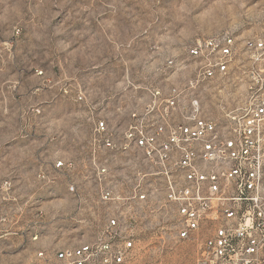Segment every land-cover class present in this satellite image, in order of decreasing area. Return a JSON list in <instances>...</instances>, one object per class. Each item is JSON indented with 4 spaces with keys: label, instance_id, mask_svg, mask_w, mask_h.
<instances>
[{
    "label": "rangeland",
    "instance_id": "1",
    "mask_svg": "<svg viewBox=\"0 0 264 264\" xmlns=\"http://www.w3.org/2000/svg\"><path fill=\"white\" fill-rule=\"evenodd\" d=\"M225 31L264 34V0H0V264L96 234L105 208L79 165L92 115L139 99L166 81L165 58ZM192 256L168 242L141 264Z\"/></svg>",
    "mask_w": 264,
    "mask_h": 264
},
{
    "label": "built area",
    "instance_id": "2",
    "mask_svg": "<svg viewBox=\"0 0 264 264\" xmlns=\"http://www.w3.org/2000/svg\"><path fill=\"white\" fill-rule=\"evenodd\" d=\"M161 72L91 117L79 165L105 208L98 231L34 264H141L168 242H188L192 264H264V34L196 39Z\"/></svg>",
    "mask_w": 264,
    "mask_h": 264
}]
</instances>
